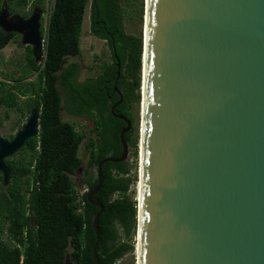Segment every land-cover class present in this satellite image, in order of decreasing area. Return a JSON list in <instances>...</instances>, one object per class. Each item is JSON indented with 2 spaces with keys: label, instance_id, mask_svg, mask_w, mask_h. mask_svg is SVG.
Segmentation results:
<instances>
[{
  "label": "water",
  "instance_id": "obj_1",
  "mask_svg": "<svg viewBox=\"0 0 264 264\" xmlns=\"http://www.w3.org/2000/svg\"><path fill=\"white\" fill-rule=\"evenodd\" d=\"M40 20L36 8L23 20L0 7V30L19 34L43 64ZM143 29L136 264H264V0H144ZM115 117L127 125L122 154L99 161L86 194L99 209L94 264L102 165L129 153L131 122ZM38 122L35 106L12 139L0 136L4 187L5 160L38 135Z\"/></svg>",
  "mask_w": 264,
  "mask_h": 264
},
{
  "label": "trees",
  "instance_id": "obj_2",
  "mask_svg": "<svg viewBox=\"0 0 264 264\" xmlns=\"http://www.w3.org/2000/svg\"><path fill=\"white\" fill-rule=\"evenodd\" d=\"M10 11L13 5L36 4L45 12L44 0H0ZM139 2L143 17L144 0H53L45 33L44 63H35L29 49L24 73L35 79L13 84L0 81V109L18 107L26 98L29 112L39 108L38 135L26 141L18 153L27 157L5 160L10 171L6 187L0 184V264H94L95 242L91 223L99 209L89 205L86 193L81 195L72 179L82 165L78 156L84 131L62 119V110L93 124L94 137L87 144L88 160L79 186L89 191L96 186V169L105 157L119 158L120 132L127 125L115 116L131 122L123 139L128 152H137L136 117L139 105L142 39L128 34L124 6ZM90 6L89 32L106 43L110 60L100 72L77 82L80 66L71 62L61 68L66 58L80 53L82 22ZM11 34L0 30V51L11 40ZM111 114V108L115 105ZM21 127H19L20 129ZM14 135L10 136V139ZM131 167L125 160L102 165V184L94 196L103 207L98 221L99 264H117L127 253L134 252L137 203L129 196L135 184ZM1 183V177H0Z\"/></svg>",
  "mask_w": 264,
  "mask_h": 264
},
{
  "label": "rangeland",
  "instance_id": "obj_3",
  "mask_svg": "<svg viewBox=\"0 0 264 264\" xmlns=\"http://www.w3.org/2000/svg\"><path fill=\"white\" fill-rule=\"evenodd\" d=\"M17 1V0H16ZM45 1V12L41 13V26L43 30H46L49 11L52 5L53 0H44ZM15 6V5H13ZM29 7V4L21 10L18 7V10L26 12V9ZM125 13V28L128 34L134 36H140L142 39L143 34V17L140 14V5L139 2L132 3V5L124 6ZM89 14L90 6L87 5L82 22V30L80 37V53L76 57L66 58V63H77L80 66L79 77L81 80L93 77L100 72V67L102 63L108 62L110 60V52L106 43L102 40L97 39L92 36L89 32ZM143 14V13H142ZM45 39V33L42 35ZM22 49V48H21ZM13 43H9L5 48L0 51V81H3L7 84H12L15 80L25 79L26 81L35 79V74L24 73V70L20 68V62L17 60L20 54H23V51ZM8 59L10 61L8 62ZM18 107L22 110L19 113L16 109L9 110V118L5 119L4 114L5 110L0 109V136L4 139L10 140V136L14 135L21 127L27 117L28 111L26 107V98L20 97L18 102ZM133 113L136 117V134H137V152L136 155H133V152H129L126 158V161L131 167V175L135 177V184L129 191V196L137 202L138 199V182H139V139H140V129H141V106H135L133 108ZM62 119L66 122H69L76 127V131L83 130L84 138L80 144L78 156L82 161L80 171L72 177L75 184L79 186V179L81 173L85 167V164L88 160V149L87 144L90 138L94 137V132H92L93 124L81 117H73L67 115L63 110L61 112ZM22 157H27L25 153H18L15 155V158L19 159ZM1 184V183H0ZM132 243L134 247L136 246V235L132 238ZM138 247V244H137ZM117 264H136L135 253H127L120 259Z\"/></svg>",
  "mask_w": 264,
  "mask_h": 264
},
{
  "label": "flooded vegetation",
  "instance_id": "obj_4",
  "mask_svg": "<svg viewBox=\"0 0 264 264\" xmlns=\"http://www.w3.org/2000/svg\"><path fill=\"white\" fill-rule=\"evenodd\" d=\"M33 3V2H32ZM31 2L27 3V5L29 4V7L26 9V12H22L21 10H24L25 7L23 6H20V5H15V6H11L12 9H15L17 10L16 11H10V9L8 8V11H9V15H14V14H17L19 15L23 20H26L30 17V15L32 14L33 10L36 8L38 9V6L36 4H32ZM2 4H5L4 2H2ZM14 7H18L20 8L21 10H18L17 8H14ZM39 10V9H38ZM41 22V20H40ZM41 32V31H40ZM4 34H11V40H10V43H15L17 45L18 48H22L21 50L23 51V54H20L19 55V58L17 59L21 64H20V68L24 69V70H27L26 67H27V64L29 62V58H28V52H29V49L31 50V55H32V49L30 46H27V45H22L21 44V36L19 34H16V33H4ZM33 57V56H32ZM34 59V58H33ZM10 61V59H8V62ZM35 62V61H34ZM36 63V62H35ZM77 82H83L84 80H81L80 77H79V74L76 78ZM23 82H30L31 80H28L26 81L25 79L22 80ZM14 83V82H13ZM12 83V84H13ZM35 107V106H34ZM33 107V108H34ZM32 108V109H33ZM31 109V110H32ZM30 110V111H31ZM30 111L28 112V116H29V113ZM78 173V171H77Z\"/></svg>",
  "mask_w": 264,
  "mask_h": 264
},
{
  "label": "bare ground",
  "instance_id": "obj_5",
  "mask_svg": "<svg viewBox=\"0 0 264 264\" xmlns=\"http://www.w3.org/2000/svg\"><path fill=\"white\" fill-rule=\"evenodd\" d=\"M144 30V29H143ZM142 84H143V82H142ZM142 87H143V85H142ZM142 119V118H141ZM139 148H140V153H139V156H140V168H141V142H140V144H139ZM137 202L138 203H140V178H139V182H138V199H137ZM137 203V204H138ZM137 254H138V247H137Z\"/></svg>",
  "mask_w": 264,
  "mask_h": 264
},
{
  "label": "built area",
  "instance_id": "obj_6",
  "mask_svg": "<svg viewBox=\"0 0 264 264\" xmlns=\"http://www.w3.org/2000/svg\"><path fill=\"white\" fill-rule=\"evenodd\" d=\"M77 190L80 192V194L81 195H83V194H87L88 192H89V190L88 189H86L85 187H83V186H78L77 187Z\"/></svg>",
  "mask_w": 264,
  "mask_h": 264
}]
</instances>
